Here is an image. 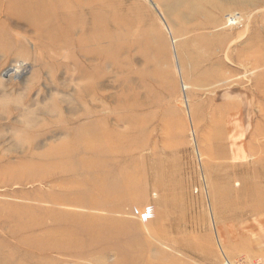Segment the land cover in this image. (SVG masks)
<instances>
[{"label":"rangeland","instance_id":"obj_1","mask_svg":"<svg viewBox=\"0 0 264 264\" xmlns=\"http://www.w3.org/2000/svg\"><path fill=\"white\" fill-rule=\"evenodd\" d=\"M0 264H264V0H0Z\"/></svg>","mask_w":264,"mask_h":264},{"label":"bare ground","instance_id":"obj_2","mask_svg":"<svg viewBox=\"0 0 264 264\" xmlns=\"http://www.w3.org/2000/svg\"><path fill=\"white\" fill-rule=\"evenodd\" d=\"M11 233V232H10ZM19 239V238H18ZM31 244V243H30Z\"/></svg>","mask_w":264,"mask_h":264}]
</instances>
